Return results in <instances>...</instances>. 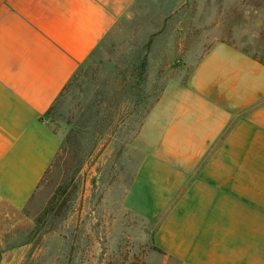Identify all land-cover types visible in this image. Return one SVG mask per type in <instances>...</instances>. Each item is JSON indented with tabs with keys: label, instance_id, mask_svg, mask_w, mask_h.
<instances>
[{
	"label": "crops",
	"instance_id": "crops-1",
	"mask_svg": "<svg viewBox=\"0 0 264 264\" xmlns=\"http://www.w3.org/2000/svg\"><path fill=\"white\" fill-rule=\"evenodd\" d=\"M186 1L0 0V195L36 193L62 147L49 116L112 38L139 19L164 33ZM136 146L123 208L156 226L154 264H264V57L212 45Z\"/></svg>",
	"mask_w": 264,
	"mask_h": 264
},
{
	"label": "rangeland",
	"instance_id": "rangeland-1",
	"mask_svg": "<svg viewBox=\"0 0 264 264\" xmlns=\"http://www.w3.org/2000/svg\"><path fill=\"white\" fill-rule=\"evenodd\" d=\"M154 22L113 37L49 116L62 147L24 206L0 195V264H154L156 226L123 208L143 158L138 134L215 43L264 57V0H187L164 33L151 35Z\"/></svg>",
	"mask_w": 264,
	"mask_h": 264
},
{
	"label": "trees",
	"instance_id": "trees-1",
	"mask_svg": "<svg viewBox=\"0 0 264 264\" xmlns=\"http://www.w3.org/2000/svg\"><path fill=\"white\" fill-rule=\"evenodd\" d=\"M247 52V51H246ZM247 53H249V52H247ZM255 57V56H254Z\"/></svg>",
	"mask_w": 264,
	"mask_h": 264
}]
</instances>
